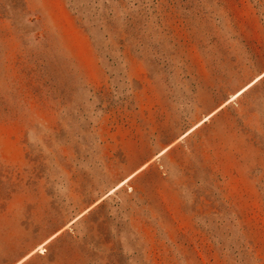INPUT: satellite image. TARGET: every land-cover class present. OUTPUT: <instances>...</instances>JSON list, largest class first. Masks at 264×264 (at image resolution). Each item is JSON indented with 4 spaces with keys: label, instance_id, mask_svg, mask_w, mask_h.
<instances>
[{
    "label": "rangeland",
    "instance_id": "obj_1",
    "mask_svg": "<svg viewBox=\"0 0 264 264\" xmlns=\"http://www.w3.org/2000/svg\"><path fill=\"white\" fill-rule=\"evenodd\" d=\"M263 73L264 0H0V264H264Z\"/></svg>",
    "mask_w": 264,
    "mask_h": 264
},
{
    "label": "bare ground",
    "instance_id": "obj_2",
    "mask_svg": "<svg viewBox=\"0 0 264 264\" xmlns=\"http://www.w3.org/2000/svg\"><path fill=\"white\" fill-rule=\"evenodd\" d=\"M262 76H264V73H263L262 75H260V76L258 77L257 80H259ZM254 83H255V82H253V83H251L250 85H248L247 87H245V88L241 91V93L244 92V91H246L247 88H248L249 86H251L252 84H254ZM210 116H211V115H210ZM210 116H208V117H210ZM208 117H206L205 120L208 119ZM197 125H200V123L197 124ZM190 131H192V130H190ZM190 131H189V132H190ZM189 132H188V133H189ZM184 136H185V135H184ZM182 138H183V137H182ZM166 150H167V149L163 150V151L161 152V154H163ZM122 183H123V182H122ZM56 235H57V234H56ZM54 236H55V235H54ZM54 236H53V237H54ZM53 237H52V238H53ZM48 241H49V240H48ZM48 241H46V243H47ZM26 258H27V257H25L23 260H25ZM23 260L20 261V262H23ZM20 262H19V263H20ZM19 263H18V264H19Z\"/></svg>",
    "mask_w": 264,
    "mask_h": 264
}]
</instances>
